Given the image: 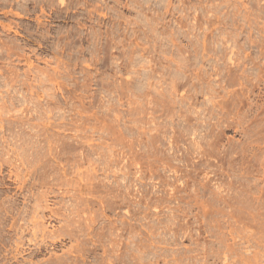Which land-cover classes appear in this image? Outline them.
I'll return each mask as SVG.
<instances>
[{"label": "rangeland", "instance_id": "obj_1", "mask_svg": "<svg viewBox=\"0 0 264 264\" xmlns=\"http://www.w3.org/2000/svg\"><path fill=\"white\" fill-rule=\"evenodd\" d=\"M0 264H264V0H0Z\"/></svg>", "mask_w": 264, "mask_h": 264}]
</instances>
